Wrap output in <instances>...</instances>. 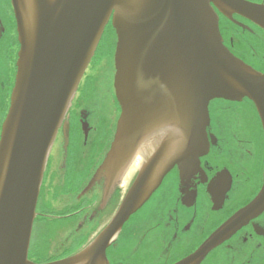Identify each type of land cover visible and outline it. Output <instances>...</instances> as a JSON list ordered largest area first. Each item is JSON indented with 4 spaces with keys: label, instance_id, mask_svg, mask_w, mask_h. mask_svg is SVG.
Returning a JSON list of instances; mask_svg holds the SVG:
<instances>
[{
    "label": "water",
    "instance_id": "1",
    "mask_svg": "<svg viewBox=\"0 0 264 264\" xmlns=\"http://www.w3.org/2000/svg\"><path fill=\"white\" fill-rule=\"evenodd\" d=\"M19 42L15 82L0 134V264H107L105 249L124 222L177 166L206 152L208 104L253 101L264 131V72L224 44L217 11L264 29V4L249 0H11ZM216 10H215V8ZM111 19L116 33L114 90L120 115L100 171L147 155L115 214L80 252L28 259L35 205L49 148ZM2 27L0 26V35ZM235 214L196 252L192 264L248 216Z\"/></svg>",
    "mask_w": 264,
    "mask_h": 264
},
{
    "label": "flooded vegetation",
    "instance_id": "2",
    "mask_svg": "<svg viewBox=\"0 0 264 264\" xmlns=\"http://www.w3.org/2000/svg\"><path fill=\"white\" fill-rule=\"evenodd\" d=\"M217 14L223 44L264 72V29L238 14L232 15L233 20ZM0 26L1 134L19 50L11 0H0ZM106 31L111 50L98 57L96 48L49 148L28 248V258L36 263L72 256L89 245L115 214L147 155L143 148L149 146L144 143L126 166L112 163L100 171L120 115L113 84L116 33L111 19L103 34ZM208 113V147L198 165L182 175L174 166L164 176L106 247L107 264H177L247 207H252L251 213L192 264H264L261 119L247 97L213 99ZM50 226L73 230L74 238L81 239L72 249L47 255Z\"/></svg>",
    "mask_w": 264,
    "mask_h": 264
},
{
    "label": "rangeland",
    "instance_id": "3",
    "mask_svg": "<svg viewBox=\"0 0 264 264\" xmlns=\"http://www.w3.org/2000/svg\"><path fill=\"white\" fill-rule=\"evenodd\" d=\"M111 47L112 45L110 43L109 32L106 31L102 35L101 40L98 44L96 55L100 57L102 55L108 54V52H110L111 50ZM50 227H51V232H50V235H48L49 237H47L48 238L47 242H49L46 248L47 255L55 256L61 253V251L64 248L69 247V246H70V249H72L73 247H75V245H77V242L81 239V238H78V239L74 238L76 237L75 236L76 234L73 232V230L57 231V228L55 226H50Z\"/></svg>",
    "mask_w": 264,
    "mask_h": 264
},
{
    "label": "bare ground",
    "instance_id": "4",
    "mask_svg": "<svg viewBox=\"0 0 264 264\" xmlns=\"http://www.w3.org/2000/svg\"><path fill=\"white\" fill-rule=\"evenodd\" d=\"M143 150L145 151V150H148L147 148H143Z\"/></svg>",
    "mask_w": 264,
    "mask_h": 264
}]
</instances>
